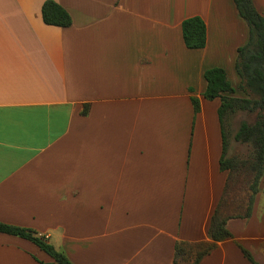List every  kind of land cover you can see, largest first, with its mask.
I'll return each mask as SVG.
<instances>
[{"label":"crops","instance_id":"0c3cea01","mask_svg":"<svg viewBox=\"0 0 264 264\" xmlns=\"http://www.w3.org/2000/svg\"><path fill=\"white\" fill-rule=\"evenodd\" d=\"M44 1L0 0V221L75 264H174L178 242L210 241L219 209L233 238L198 264H252L239 245L264 264V173L250 215L229 213L221 99L204 96L208 68L241 81L234 0H56L69 27L44 22ZM194 15L200 49L183 38ZM0 264L59 263L0 232Z\"/></svg>","mask_w":264,"mask_h":264},{"label":"trees","instance_id":"16d2710c","mask_svg":"<svg viewBox=\"0 0 264 264\" xmlns=\"http://www.w3.org/2000/svg\"><path fill=\"white\" fill-rule=\"evenodd\" d=\"M239 14L249 25V40L238 48L236 69L241 78L239 86L235 88L222 67L208 68L205 73L207 88L204 96L207 99L219 97L221 105L219 116L223 125L224 148L221 158V168L229 170L227 193L233 173L238 168L237 159L228 156L229 133L226 128V118L238 111H246L255 115L250 122L242 120L236 131L235 140L251 146V152L243 162L249 175V189L251 194L245 216H249L255 194L259 190V183L264 173V15L256 8L253 0H234ZM42 17L46 24L69 27L73 23L70 12L56 0H45L42 5ZM182 31L185 45L190 49L204 48L207 44V24L199 15L185 18L182 21ZM242 92V96L235 93ZM195 111L200 110V101L193 98ZM86 112V110H85ZM230 216L223 217L217 209L212 218L209 229L210 241L200 243L178 242L174 264H198L201 259L217 247L218 243L227 238H233L227 227ZM0 232L17 235L33 241L41 249L51 255L59 264H75L68 255L57 249L48 241L46 235L31 228H25L0 221ZM244 255L252 264H260L252 253L239 245ZM185 264V263H184Z\"/></svg>","mask_w":264,"mask_h":264},{"label":"rangeland","instance_id":"374dc122","mask_svg":"<svg viewBox=\"0 0 264 264\" xmlns=\"http://www.w3.org/2000/svg\"><path fill=\"white\" fill-rule=\"evenodd\" d=\"M242 120L253 122L255 120V115L249 114L246 111H238L226 118V128L229 133L228 156L236 158L238 162V168L233 173L230 180L227 194V210L229 213L233 214L244 212L246 210L249 196L251 194L247 167L243 163L251 152V146L246 143H241L234 138ZM184 263L188 264V262H183V264Z\"/></svg>","mask_w":264,"mask_h":264}]
</instances>
